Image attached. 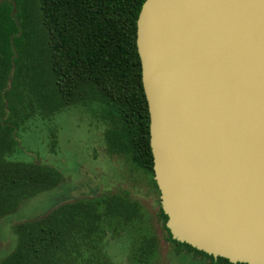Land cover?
<instances>
[{
	"label": "water",
	"instance_id": "1",
	"mask_svg": "<svg viewBox=\"0 0 264 264\" xmlns=\"http://www.w3.org/2000/svg\"><path fill=\"white\" fill-rule=\"evenodd\" d=\"M137 48L172 238L264 264V0H146Z\"/></svg>",
	"mask_w": 264,
	"mask_h": 264
},
{
	"label": "trees",
	"instance_id": "2",
	"mask_svg": "<svg viewBox=\"0 0 264 264\" xmlns=\"http://www.w3.org/2000/svg\"><path fill=\"white\" fill-rule=\"evenodd\" d=\"M145 2L39 0L41 31L30 27L32 18L18 25L24 10L17 16L8 6L0 7V219L64 182L52 166L9 160L16 150V129L36 117L51 120L80 105L102 106L107 152L149 175L160 194L137 48V21ZM13 47L20 49L17 57ZM52 139L55 150V132ZM159 203L166 240L177 254L205 257L210 264H232L175 241ZM142 218L139 203L127 193L67 203L46 217L16 225L17 246L0 264H109L99 254L106 226L115 220L123 226L135 224ZM142 238L133 259L136 264H150L158 239L148 233Z\"/></svg>",
	"mask_w": 264,
	"mask_h": 264
},
{
	"label": "rangeland",
	"instance_id": "3",
	"mask_svg": "<svg viewBox=\"0 0 264 264\" xmlns=\"http://www.w3.org/2000/svg\"><path fill=\"white\" fill-rule=\"evenodd\" d=\"M3 6H8L17 16L24 10L23 18L18 20L20 27L32 18L30 27L42 30L39 0H0V7ZM22 45L26 46L25 42ZM12 50L17 57L20 49L13 47ZM103 115L100 104L80 105L56 114L51 120L36 117L16 129L13 134L16 150L9 160L52 166L61 172L64 182L25 201L15 214L0 219V263L17 246L16 225L46 217L67 203L127 193L131 201L139 203L143 220L125 226L115 220L107 225L99 241L102 260H108L109 264H136L133 255L143 241L142 234L148 233L158 239L150 264H210L211 260L205 257L177 254L167 242L159 219V192L149 175L123 157L109 155L104 138L108 125ZM53 132L58 142L55 150L52 149Z\"/></svg>",
	"mask_w": 264,
	"mask_h": 264
}]
</instances>
